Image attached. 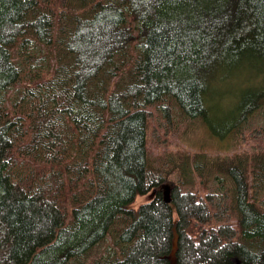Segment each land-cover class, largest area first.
I'll return each instance as SVG.
<instances>
[{"label":"trees","instance_id":"16d2710c","mask_svg":"<svg viewBox=\"0 0 264 264\" xmlns=\"http://www.w3.org/2000/svg\"><path fill=\"white\" fill-rule=\"evenodd\" d=\"M251 57L264 0H0V264H264V128L244 153L169 144L174 107L206 118Z\"/></svg>","mask_w":264,"mask_h":264},{"label":"rangeland","instance_id":"374dc122","mask_svg":"<svg viewBox=\"0 0 264 264\" xmlns=\"http://www.w3.org/2000/svg\"><path fill=\"white\" fill-rule=\"evenodd\" d=\"M132 59L130 54L121 55L116 60L117 66L125 68L123 62L126 61L129 64ZM42 64L41 68L47 67V61H43ZM125 71L122 75L126 74ZM263 85L264 68L257 59L247 58L242 64L234 66L233 70L228 67L220 80L213 85L215 100L209 104V113L206 118L190 120L183 116L178 106L174 107L173 128L178 133L170 136V148L187 149L192 154L205 151L212 156L251 151L250 140L247 137L251 132L264 128V105L258 106ZM155 116L159 123L163 122V111L155 109ZM163 133L166 132L161 130L160 134ZM148 136H150V129ZM158 152V146L150 142L151 158L155 159ZM221 180L222 178L212 179L209 184L214 190L223 191L225 186L220 183ZM146 199L147 197H139L133 206L138 207L139 203ZM108 244L109 240L100 244L96 255L107 256L109 252H112V248L107 247Z\"/></svg>","mask_w":264,"mask_h":264},{"label":"water","instance_id":"95a60500","mask_svg":"<svg viewBox=\"0 0 264 264\" xmlns=\"http://www.w3.org/2000/svg\"><path fill=\"white\" fill-rule=\"evenodd\" d=\"M172 184L171 182H168V183H164L162 185V189H163V198L165 200L166 203H171L173 201V196H172V193H173V189L174 187H172ZM175 255V252L172 253V255L170 256L171 258H173Z\"/></svg>","mask_w":264,"mask_h":264}]
</instances>
